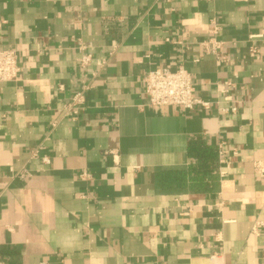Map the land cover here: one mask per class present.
<instances>
[{"label": "crops", "instance_id": "crops-1", "mask_svg": "<svg viewBox=\"0 0 264 264\" xmlns=\"http://www.w3.org/2000/svg\"><path fill=\"white\" fill-rule=\"evenodd\" d=\"M0 49L21 70L0 84V263L264 264V0H0ZM180 66L209 108L147 104L145 74ZM194 138L227 151L205 191Z\"/></svg>", "mask_w": 264, "mask_h": 264}, {"label": "built area", "instance_id": "built-area-1", "mask_svg": "<svg viewBox=\"0 0 264 264\" xmlns=\"http://www.w3.org/2000/svg\"><path fill=\"white\" fill-rule=\"evenodd\" d=\"M212 43V44H211ZM208 53H215L219 49L217 43L208 42L204 44ZM81 49V47H79ZM257 51L254 48L250 49V54H256ZM91 62V56L82 54L78 60V68L88 67ZM20 69L18 66V54L17 51L11 49H0V84L14 83L17 81ZM144 86V94L146 96L147 104L152 107H174L180 106L185 110H193L195 107H202L204 109L209 108V103L202 101L194 96V87L191 80V75L185 69L180 66L176 70L171 71L167 67H158L155 70H151L145 74L142 80ZM231 83H224V88L230 87ZM89 90V87L81 86L79 91L75 92L70 98L69 102L64 107L63 115L75 119L82 107H84L85 93ZM233 154L235 152L233 151ZM227 151L223 143H220L216 147V161H215V174L220 180H223L226 176L225 168H228L224 157H226ZM42 163H46L47 159L43 158ZM255 173L260 177H264V163L255 161L253 163ZM27 172H23L18 175V178L24 179ZM82 179H88L89 175L86 172H82L79 176ZM260 226V223L255 222L252 227V234L255 233L256 227ZM217 254H213L209 257L211 264H217ZM2 264V263H0ZM48 264V263H40Z\"/></svg>", "mask_w": 264, "mask_h": 264}, {"label": "trees", "instance_id": "trees-1", "mask_svg": "<svg viewBox=\"0 0 264 264\" xmlns=\"http://www.w3.org/2000/svg\"><path fill=\"white\" fill-rule=\"evenodd\" d=\"M187 154L191 160L197 162L195 167L190 166L186 170L193 176L194 189L205 191L207 189L206 179L214 181L211 176L215 170L213 162L216 160V148L203 144L199 138H194L189 140Z\"/></svg>", "mask_w": 264, "mask_h": 264}]
</instances>
